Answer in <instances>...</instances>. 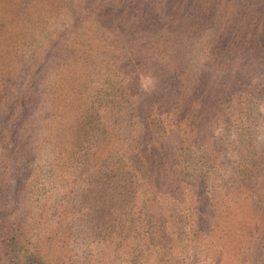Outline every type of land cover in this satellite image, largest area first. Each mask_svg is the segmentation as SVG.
Wrapping results in <instances>:
<instances>
[{
    "label": "trees",
    "instance_id": "obj_1",
    "mask_svg": "<svg viewBox=\"0 0 264 264\" xmlns=\"http://www.w3.org/2000/svg\"><path fill=\"white\" fill-rule=\"evenodd\" d=\"M27 1L5 3L14 15L0 17V36L17 38L8 46L0 42V48L5 50L2 64L13 66L14 80L18 83L17 102L8 109L13 111L14 105L20 108L15 125L8 127L3 136L9 144L0 150V264L68 263L67 254L60 253L58 248L67 243L66 234L71 236L69 227L64 224V240L58 229L51 231L45 225L39 228L41 222L28 204L35 191L33 174L39 169L37 158L43 148L38 141L46 122L64 109V144H74L76 134L71 131L74 122L71 116L94 100L92 96L99 91L96 84L100 79L114 86L122 102H117L114 112L104 119L96 152L83 165L72 169L67 165L64 186L73 189L77 184L85 188L86 183L88 189L94 190L91 168L99 170L97 166L105 165L112 150L122 151L116 149L115 142L125 135L120 128L129 126L133 133L125 136L123 143L127 146L122 151L135 163L129 169L137 172L135 177L145 172L154 177L150 181L153 196L170 189L174 196L186 200L185 208L193 216L191 221L198 236L204 226L217 227L226 215H232L225 206H219L227 202L229 193L212 174L220 162L218 156L230 149L227 130L235 123L253 130L243 124L240 116L257 110L264 98V0H42L35 5ZM42 8L46 13L36 16L35 9ZM62 8L64 17L59 19L57 13ZM167 10L173 12V17L165 13ZM38 27L40 31L36 33ZM156 42L162 44L166 58L147 53ZM197 43L216 45L218 56L214 54L211 63L219 62L225 69L201 64L194 52ZM7 52L13 53V60L7 59ZM153 61L159 64L162 78L152 87L139 84L137 88H129L126 76H140L143 67ZM58 83H64V103L54 96ZM234 102L239 106L237 110L232 108ZM71 110L74 112L68 116ZM154 110L172 117L173 126L164 129L163 124L149 121L148 115ZM215 126L224 130L220 139L214 135ZM156 129L168 133L157 139ZM53 133L51 148L57 143L59 130ZM243 135L247 136V132ZM144 136L153 142L149 153ZM240 138L244 143L254 140ZM196 142L202 156L201 170L189 173L180 162L178 145L191 147ZM261 144L264 145L262 138ZM134 149L138 152L130 154ZM253 151L256 159H247L249 164L241 168L239 177L229 179L239 183L237 191L248 194L256 178L263 197L264 150L256 147ZM156 155L159 159L163 156V164L156 163ZM67 156L64 151V158ZM125 167L126 164L120 168L114 164L105 178L118 183ZM162 171L175 173V179L172 177L166 186L161 181L166 174L159 176ZM186 174L189 178H184ZM210 179L218 186L216 196L212 197L206 190ZM191 181L190 189L187 185ZM159 200H155V207L163 209ZM260 207L264 211V206ZM230 222L238 223L241 229L243 219L232 217ZM258 228L254 224L253 229L244 230L238 255H252L255 261L257 254H263L264 228ZM218 239L224 240L219 247L221 251L235 248L224 234Z\"/></svg>",
    "mask_w": 264,
    "mask_h": 264
},
{
    "label": "rangeland",
    "instance_id": "obj_2",
    "mask_svg": "<svg viewBox=\"0 0 264 264\" xmlns=\"http://www.w3.org/2000/svg\"><path fill=\"white\" fill-rule=\"evenodd\" d=\"M32 1L28 0L27 3L35 5V3L42 2V0ZM8 2L12 3L15 0H0V17L9 18V14L10 16L14 15L11 8L5 6V3L8 4ZM44 11L46 13L43 8L38 11L35 9L34 13L36 16H40ZM62 13L63 8L57 13L59 19L64 17ZM165 13L173 17L172 11L167 10ZM35 29L36 33L40 31L39 27ZM16 39L11 35L10 39L6 36H0V42L3 46H8L9 43L13 44ZM215 48L218 49L216 45L207 46L197 43L194 52L201 64L225 69V66L218 65L219 62L211 63V60L218 56ZM149 49L150 51L147 53L154 57L166 58L161 43L156 42ZM142 51L144 52V50ZM4 52L5 50L0 48L1 151L9 144V141L3 139V136L8 131V127L15 125L20 109L16 108L15 105L13 111L8 109L17 102L18 83L14 80L15 69L13 66L2 64ZM147 53L144 52V55ZM192 53L193 50L189 52L187 57H190ZM7 56V59H14L11 52H7ZM143 68L144 71L140 76H126L127 82L125 83L129 88H137L139 84H142V87L151 84L152 87L162 78L158 63L153 61V64ZM58 86L54 96L59 97V103H64V83H58ZM96 88L99 91L97 95L92 96L94 100L87 102L71 116L74 119L70 125L71 131L76 134L74 144L71 146L64 144V109L46 122L39 136L40 141H38L41 142L40 145L43 148L39 150L37 158L39 169H36L33 174L35 191L28 204L33 209L36 218L41 222L39 228L45 225L51 231L58 229L64 240V224L69 227L68 233L70 232L71 236L66 234L67 243H62L63 246L58 248L60 253L67 254V264H264V246L261 248L263 254H257L255 261L252 259V255L246 257L244 254L238 255L237 252V248L245 238L243 232L247 227L253 229L255 224V226H259L258 230L264 228V211L260 207V205L264 206V195L261 197L258 192L259 185L258 182H255L256 178L250 185V193L248 194L244 190L237 191V186L240 188L239 183H233V180H230L233 177L238 178L242 171L241 168L248 165L251 159H256V155L253 154L256 147L261 152L264 150V145L261 144V138L264 139V98L260 100L257 110L253 112L250 110L248 116H240L243 124L252 126L255 131L238 126L237 123L232 124L227 130L230 137V149L222 157L218 156L220 162L213 170L212 175L215 176V181L220 184L225 192L229 193L227 202L219 206H225L227 211L232 212V215H226L217 227L214 225L204 226L201 235L198 236V233L196 234L197 227L191 221L193 216L191 217L189 210L185 208L186 200H183L179 195L174 196L170 189L168 191L165 189V192L159 196H153L154 191L150 187V181L154 177H150L147 172L144 175L137 174L138 176L135 177L137 172L129 169L135 163L130 155L128 157L126 152H122L127 146L126 143H123L127 138L125 136L133 133V129H128L129 126L120 128V133L125 135H120L115 142L116 149L119 148L122 151L112 150L105 158V165L97 166L99 170L91 168L90 172L93 173V178L90 179V182L95 185L94 190L88 189L86 183L85 188L77 186V184L73 189L64 186V171L68 169L67 165L70 164V169L83 165L84 160L96 152V144L104 119L114 112L117 102H122L121 99L118 100V94L115 93V88L114 86L111 87L109 81L100 79ZM232 105V108L236 110L239 107L237 102L232 103ZM6 112L8 115H5ZM73 112L74 110L69 111L68 116ZM115 112L117 113V111ZM148 116L149 121L151 120L155 124H163L162 128L164 129H169L174 124L172 117L169 118L164 112L160 113L154 110ZM54 130H59V133L56 145L51 148ZM223 132L224 130L220 127L214 128V135L219 139ZM245 132H247V136L243 135ZM162 133L166 135L168 132L156 129L154 134L159 139L162 137ZM240 136H244L245 139L253 137L254 140L250 139L249 142L245 140L244 143L240 140ZM66 138H68L67 135ZM143 140L147 141V148L149 149L147 152L149 153L153 142L149 136H144ZM198 146L197 142L192 143L191 147L178 145L180 162L189 173L200 169L202 156ZM64 151L65 156L66 152L68 153L67 159L64 158ZM134 152L138 151L134 149L130 154ZM144 153L146 154V152ZM153 153H157V150L152 151ZM162 158L163 156L159 159V156L156 155V163L161 162L163 164ZM247 159L250 160L247 161ZM150 163H154V161H150ZM114 164H117L119 168L124 164L127 166L123 168L125 172L118 183L113 179L107 180L105 178L108 168H112ZM160 173L162 174L159 176L166 174L163 180L160 179L165 183L164 186L169 184L172 177L175 179L173 171ZM118 175L121 176L120 173ZM260 175L259 171L258 176ZM184 178H189V175L186 174ZM210 180L211 184L206 186V190L208 195L212 197L216 196L214 191L217 190L218 186L214 180ZM192 182L187 185L190 189ZM172 189L177 194V187ZM156 199H160L163 209L155 207ZM239 202H242L241 205L243 206L237 204ZM252 208L254 209L253 212H251ZM232 217L243 219L241 229L238 223L230 222ZM221 234H224L225 239L227 238L229 242H234L235 248L231 251L226 248L221 251L219 247L224 242V240L220 242L218 239ZM248 234L252 235V233ZM249 240H251L250 237ZM246 243L250 244V241L246 239Z\"/></svg>",
    "mask_w": 264,
    "mask_h": 264
}]
</instances>
